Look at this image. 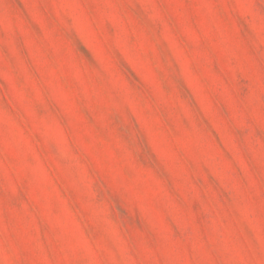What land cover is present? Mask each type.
I'll return each mask as SVG.
<instances>
[{
	"label": "rangeland",
	"instance_id": "obj_1",
	"mask_svg": "<svg viewBox=\"0 0 264 264\" xmlns=\"http://www.w3.org/2000/svg\"><path fill=\"white\" fill-rule=\"evenodd\" d=\"M0 264H264V0H0Z\"/></svg>",
	"mask_w": 264,
	"mask_h": 264
}]
</instances>
